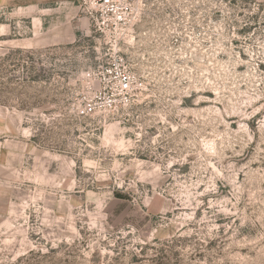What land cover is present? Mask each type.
<instances>
[{
    "label": "rangeland",
    "instance_id": "374dc122",
    "mask_svg": "<svg viewBox=\"0 0 264 264\" xmlns=\"http://www.w3.org/2000/svg\"><path fill=\"white\" fill-rule=\"evenodd\" d=\"M71 4L41 48L0 10V264H264V0H144L125 34ZM116 51L132 96L82 114Z\"/></svg>",
    "mask_w": 264,
    "mask_h": 264
},
{
    "label": "built area",
    "instance_id": "2783aa9c",
    "mask_svg": "<svg viewBox=\"0 0 264 264\" xmlns=\"http://www.w3.org/2000/svg\"><path fill=\"white\" fill-rule=\"evenodd\" d=\"M82 11L101 33L120 31L125 34L144 11V0H80ZM89 81V95L80 112L90 115L127 101L133 94L136 76L126 57L116 51L105 63L84 73Z\"/></svg>",
    "mask_w": 264,
    "mask_h": 264
},
{
    "label": "crops",
    "instance_id": "0c3cea01",
    "mask_svg": "<svg viewBox=\"0 0 264 264\" xmlns=\"http://www.w3.org/2000/svg\"><path fill=\"white\" fill-rule=\"evenodd\" d=\"M14 6V8L21 10L24 7V19L30 20V29H32V36L28 39H24V47L41 48L47 46H54L61 43V34L55 28H49L48 34L45 36L44 25L45 13L60 12L62 7L68 9L71 13L75 11V8L71 4V0H0V10L7 8V6ZM8 24L0 22V38L6 33ZM74 34V32H73ZM72 35L69 31L68 41L72 39ZM6 128V123H3ZM5 129L0 127V132ZM0 154L1 152L11 153L14 147H18L19 142L15 140L0 138ZM22 147V143L20 142ZM9 168L6 164H0V220L4 217V214L10 206L11 193L7 187V183L10 179L8 174Z\"/></svg>",
    "mask_w": 264,
    "mask_h": 264
}]
</instances>
